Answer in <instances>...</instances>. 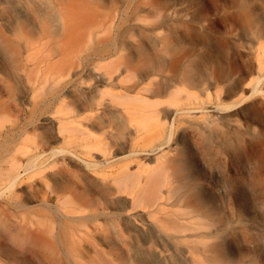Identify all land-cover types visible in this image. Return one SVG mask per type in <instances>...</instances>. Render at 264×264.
<instances>
[{
	"label": "bare ground",
	"instance_id": "6f19581e",
	"mask_svg": "<svg viewBox=\"0 0 264 264\" xmlns=\"http://www.w3.org/2000/svg\"><path fill=\"white\" fill-rule=\"evenodd\" d=\"M169 1L0 0V264H264V189L211 172L264 148L211 58L258 25Z\"/></svg>",
	"mask_w": 264,
	"mask_h": 264
},
{
	"label": "rangeland",
	"instance_id": "374dc122",
	"mask_svg": "<svg viewBox=\"0 0 264 264\" xmlns=\"http://www.w3.org/2000/svg\"><path fill=\"white\" fill-rule=\"evenodd\" d=\"M173 1L176 0L169 2ZM209 4L208 29L215 36L222 37L231 31L229 23L225 22V17L220 13L221 9L231 11L236 7L237 10L253 18L254 22L258 25L252 34L254 38L253 42L245 34L240 33L238 40H228L227 45H218L211 48L213 53L211 58L214 64L227 74H232L234 70H241L242 74L246 76L254 71L250 79H246L245 83L250 81L249 91L257 85L260 91H264L263 71L256 70V64L254 63V60L258 59L264 62V0H213ZM175 26L179 27L180 22L176 21ZM259 79H261L260 82H258ZM248 94L249 92L244 93L243 96ZM246 104L244 108L255 104L258 115L250 119L246 110L243 111V108L239 112V117H237L240 122V130H237V133L243 136L250 129L254 132L258 141H264V96H260L256 100L249 101ZM224 161L220 169L212 166L211 172L213 174H227L230 172L234 178L233 180L242 186L248 185V181L253 177L257 181L256 184L258 186L256 187L264 189V148L258 152V157L252 161L256 167L254 173L251 172L252 167L250 162L243 153L237 154L234 157L227 155ZM11 188L13 189L11 190ZM17 190V187L11 186L10 191L3 192L2 196L8 197ZM4 194L6 195L4 196ZM30 205H34V203ZM255 217L261 220L263 216L258 211Z\"/></svg>",
	"mask_w": 264,
	"mask_h": 264
}]
</instances>
